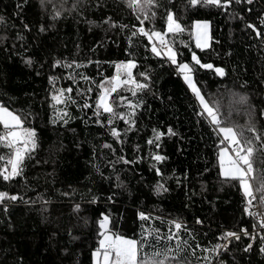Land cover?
I'll list each match as a JSON object with an SVG mask.
<instances>
[{
	"label": "trees",
	"instance_id": "obj_1",
	"mask_svg": "<svg viewBox=\"0 0 264 264\" xmlns=\"http://www.w3.org/2000/svg\"><path fill=\"white\" fill-rule=\"evenodd\" d=\"M170 12L183 31H168ZM144 16L128 0H0V105L35 130L37 143L20 175L0 176V193H7L0 201V264H94L104 216L108 231L144 241L145 256L172 249L170 264H264L263 234L225 238L227 229L257 222L245 211L239 182L221 175L222 135L177 67L187 62L194 69L200 92L219 108L221 126L253 141L252 183L259 187L264 0L219 6L155 0ZM196 20L210 21L207 48L195 44ZM141 27L165 33L177 64L152 51ZM193 53L213 68L197 65ZM129 61L132 78L147 87L120 84L109 96L113 113L97 109L104 89L116 83L117 65ZM119 78L128 80L127 70ZM60 90L64 102L56 103ZM5 131L0 124V135ZM157 133L163 135L156 139ZM12 151L0 144V169ZM255 195L264 213L261 193Z\"/></svg>",
	"mask_w": 264,
	"mask_h": 264
},
{
	"label": "snow or ice",
	"instance_id": "obj_2",
	"mask_svg": "<svg viewBox=\"0 0 264 264\" xmlns=\"http://www.w3.org/2000/svg\"><path fill=\"white\" fill-rule=\"evenodd\" d=\"M155 0H128L129 7L136 9L139 12H144L145 19H148L147 16V7H150L154 4ZM225 4H230L231 0H223ZM192 5L198 4H205V5H216L219 6L222 3V0H190ZM251 3V0H249ZM61 15L60 12L56 13V16ZM167 29L169 32H181L183 29L181 28L180 24L174 18V15L170 12L167 16ZM264 23V21H261ZM143 23V21H141ZM198 28L201 25L198 23ZM202 27L207 29L208 25L205 22ZM249 27H255L254 25H249ZM139 32L148 37L149 40H152L153 37L159 39L160 43L163 45L164 41V34L160 32H147L144 28H140ZM137 33H133L136 35ZM259 35V32L257 33ZM206 44H201L199 39L197 40V47H205ZM152 51L156 55H161L160 50L154 44L152 47ZM164 55L168 57V59L173 63L177 64V55L175 51L169 46L167 47L166 52ZM193 60L197 65H200L203 68H213L211 64H200L199 58L193 53ZM59 63V62H58ZM70 67V65H69ZM135 67V63L133 61H129L126 64L117 65V76L113 77L112 80L116 83L110 88H105L104 92L99 97L97 102V109H103L104 112L113 113V107L109 103V96L112 92L117 91V87L120 84H127V83H135L136 87L139 89L146 88V84H139L135 80L132 79L131 69ZM123 68L127 70V74L129 76L128 80H120V69ZM178 70L184 73V79L188 82L189 87L192 89L194 94L196 95L199 103L202 106L203 113H206L208 117L211 118V123L218 127L219 133L223 134V139L221 140V144H224L225 141L228 143L230 148H221L220 150V166H221V175L227 179L237 180L241 189L243 190L244 196L247 199L248 208L245 210L248 212L249 215H258L261 217L260 220V227L264 228V213H255L250 210L253 206V201L257 200V196L255 192H260L261 195L259 196V202L264 204V177H260V186L254 188L252 181L256 179L253 176L255 171L254 169V156L256 152V148L253 145V141L248 140L243 137L242 132H238L237 129L228 126H221L222 121L219 115V108L211 105L208 100L201 94L200 89L196 86L193 82L191 73L194 72V69L190 67L187 63H181L178 65ZM215 71L218 75L223 76L224 70L222 68H216ZM86 79V78H85ZM103 87V85H101ZM68 92L72 90L69 88L67 89ZM64 90H60V93L53 96V100L56 103H63ZM135 94V93H133ZM243 99V98H242ZM84 107H89V105L85 104ZM67 113H64L63 116H66ZM63 116L60 118L63 119ZM67 123V120L64 121ZM112 123L111 120L108 121ZM0 124L6 129L3 135H0V144H5L8 148L12 149V154L10 158L7 160V165H11V170L9 171L7 165L5 168L0 169V176H3L4 180H9L14 176H18L23 171L22 165L24 160L33 152L36 147V133L34 129H25L23 128V121L22 118L13 112L9 111L3 105H0ZM250 131L255 132L254 128H251ZM170 134L172 130L169 129ZM113 136H119V133L113 129L112 130ZM163 133H157L156 139H159ZM256 140H261L260 135L255 136ZM152 143V141H149ZM105 147H110L109 145H105ZM4 159V157H0V160ZM155 160L161 161L164 157L160 155H156L154 157ZM7 197V193H0V201ZM12 200H15L16 197L12 196ZM142 219H147L143 213H141ZM107 217L104 218V222L102 223V227L107 223ZM174 224L175 229L179 230L183 227L181 223H177L175 221L172 222ZM199 223V221H197ZM255 227V225H254ZM244 235H249L248 231L245 229L243 230ZM151 235V234H150ZM233 237L237 240L240 239V235L235 232H227L225 234V238ZM174 237H168V239H172ZM255 239V236L252 237ZM264 239V237H262ZM144 241H136L132 239H125L121 236H105V239L101 241V249H98L94 255L98 258L99 264V257L102 255L104 264H170L169 261V253L172 251L170 248H165L161 250H154L149 256H145L142 254ZM156 243L159 244L160 240L157 239ZM179 247V246H177ZM251 248V245L248 246ZM264 251V248L261 249Z\"/></svg>",
	"mask_w": 264,
	"mask_h": 264
},
{
	"label": "rangeland",
	"instance_id": "obj_3",
	"mask_svg": "<svg viewBox=\"0 0 264 264\" xmlns=\"http://www.w3.org/2000/svg\"><path fill=\"white\" fill-rule=\"evenodd\" d=\"M207 23V25H208V27H207V29H204L203 27H202V25L204 24V23ZM198 23L201 25V27L200 28H198L197 27V25H198ZM199 39V41L201 42V44H206L207 46H205V47H199V48H202V49H204V48H207V47H209L210 46V44H211V41H212V39H211V25H210V21H208V20H196L195 22H194V40H195V44L197 45V40ZM182 63H187V62H182ZM181 64V63H180ZM189 65V64H188ZM178 67V66H177ZM181 74H182V77H183V79H184V73H182L181 72ZM191 75H192V79H193V82L196 84V82H195V79H194V74L193 73H191ZM184 81H185V83L187 84V86L189 87V84H188V82L184 79ZM196 86H197V84H196ZM198 87V86H197ZM199 88V87H198ZM189 89L191 90V92H192V94H194V92L192 91V89L189 87ZM202 94V93H201ZM194 96L196 97V95L194 94ZM196 99H197V97H196ZM198 100V99H197ZM198 102H199V100H198ZM200 104V103H199ZM201 105V104H200ZM5 107V106H4ZM202 107V106H201ZM7 108V107H6ZM9 111H11V112H13L12 110H10L9 108H7ZM14 113V112H13ZM14 114H16V113H14ZM228 127H232V126H228ZM23 128H25V129H29V128H26V127H23ZM234 128V127H233ZM222 135V138H223V134H221ZM221 148H230V146L228 145V143L225 141V143L220 147V149H219V154H218V160H219V166H220V159H219V157H220V150H221ZM220 172H221V166H220ZM106 216H104L103 218H102V220H101V225H102V223L104 222V218H105ZM108 218V217H107ZM108 223H109V219H107V223L102 227L103 228V231H104V233H103V235H102V238H101V241L102 240H104L105 239V236L107 235V236H120V235H117V234H114V233H112V232H110V231H108ZM122 237V236H121ZM125 238V237H124ZM125 239H129V238H125ZM133 240V239H132ZM99 249H101V244H100V248ZM98 250V249H97ZM97 250H95L94 251V253H96L97 252ZM94 253H93V258H94V264H98V258H97V256L96 255H94ZM99 264H104V261H103V257H102V255L99 257Z\"/></svg>",
	"mask_w": 264,
	"mask_h": 264
},
{
	"label": "built area",
	"instance_id": "obj_4",
	"mask_svg": "<svg viewBox=\"0 0 264 264\" xmlns=\"http://www.w3.org/2000/svg\"><path fill=\"white\" fill-rule=\"evenodd\" d=\"M242 2H245V3H249V0H240ZM254 1V0H251V2ZM146 30V28H145ZM147 32L151 33L150 31L146 30ZM160 33H163L164 34V41L165 43L162 45L159 41V39H157L156 37H153L152 41L154 42V44L156 45V47L160 50V52L162 54H164V52H166L167 50V47H169V43L166 39V35L164 32H160ZM147 77V76H146ZM133 79V78H132ZM135 80L137 83L139 84H143L142 80H139V79H133ZM134 85L136 86V84L134 83ZM5 133V132H4ZM248 204L245 206V209L248 208ZM250 210L252 212H255V213H263L260 205L258 203H255L253 202V206L250 208ZM246 211V210H245ZM247 215H248V212L246 211ZM251 217H253V219L257 222V224H255V227L254 225L252 227H249L248 226H244L242 228H239V229H227L228 232H235L237 234L240 235V237H253L255 235H264V228H261L259 225H260V220H261V217L258 216V215H249ZM247 230L249 235H244L243 233V230ZM230 238H233V237H230Z\"/></svg>",
	"mask_w": 264,
	"mask_h": 264
}]
</instances>
